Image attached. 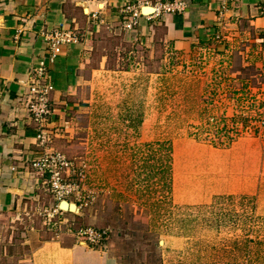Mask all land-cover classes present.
<instances>
[{"label":"rangeland","instance_id":"obj_1","mask_svg":"<svg viewBox=\"0 0 264 264\" xmlns=\"http://www.w3.org/2000/svg\"><path fill=\"white\" fill-rule=\"evenodd\" d=\"M114 28L94 32L78 84L51 91L52 110L34 121L36 186L0 216V264L50 238L104 245L129 264H264V193L214 185L240 180L226 153L239 139L264 146L254 47L238 36L177 46L160 30ZM60 199L78 211L58 209Z\"/></svg>","mask_w":264,"mask_h":264},{"label":"crops","instance_id":"obj_2","mask_svg":"<svg viewBox=\"0 0 264 264\" xmlns=\"http://www.w3.org/2000/svg\"><path fill=\"white\" fill-rule=\"evenodd\" d=\"M168 1L0 0V216L15 209L36 186L30 164L38 152V128L24 102L31 69L44 60L52 95L69 92L79 82L89 39L103 24L142 37H154L160 30L162 40L177 46L238 36L254 47L264 71V0H185L183 10L166 11L162 5ZM126 6L140 13L132 28ZM144 6H152L153 11L142 13ZM54 30L66 32L73 40L63 43L49 62L45 35ZM243 138L226 152L230 170H239L240 180L234 184V176H227L222 183L213 182L223 187L220 192L255 194L260 200L264 146L260 138ZM3 250V256H9L6 246ZM2 264L129 263L119 262L104 245L63 244L50 238L34 245L16 262L5 259Z\"/></svg>","mask_w":264,"mask_h":264},{"label":"built area","instance_id":"obj_3","mask_svg":"<svg viewBox=\"0 0 264 264\" xmlns=\"http://www.w3.org/2000/svg\"><path fill=\"white\" fill-rule=\"evenodd\" d=\"M186 6L185 0H170L162 5V8L166 11H180ZM125 9L128 11L129 25L135 23V19L140 15L138 9L126 6ZM45 39L48 43V51L46 53V59L52 62L63 43L73 40L71 35H67L62 30H54L45 35ZM30 79L27 84L25 106L27 111L30 113V117L33 121L41 124L42 116L50 113V103L48 95L53 90V86L47 81V66L44 60H41L36 66L30 71ZM52 110V109H51ZM85 234H89L88 240L95 241V232L83 231ZM99 239H100V234Z\"/></svg>","mask_w":264,"mask_h":264},{"label":"water","instance_id":"obj_4","mask_svg":"<svg viewBox=\"0 0 264 264\" xmlns=\"http://www.w3.org/2000/svg\"><path fill=\"white\" fill-rule=\"evenodd\" d=\"M147 9L148 10L151 9L150 11H153L152 6H144L142 8V13H144V10L147 11ZM71 206H73L74 209H72ZM57 207L58 209L63 210V211H76L77 212L79 209L75 202L68 201L67 199H60Z\"/></svg>","mask_w":264,"mask_h":264},{"label":"bare ground","instance_id":"obj_5","mask_svg":"<svg viewBox=\"0 0 264 264\" xmlns=\"http://www.w3.org/2000/svg\"><path fill=\"white\" fill-rule=\"evenodd\" d=\"M82 4H83L84 7L86 6L84 3H82ZM152 9H153V8H152ZM150 10H151V9H150ZM150 10H148V9H147V11L144 10V13L147 14ZM71 208L74 209L73 206H71Z\"/></svg>","mask_w":264,"mask_h":264},{"label":"trees","instance_id":"obj_6","mask_svg":"<svg viewBox=\"0 0 264 264\" xmlns=\"http://www.w3.org/2000/svg\"><path fill=\"white\" fill-rule=\"evenodd\" d=\"M107 234H108V232H107Z\"/></svg>","mask_w":264,"mask_h":264}]
</instances>
